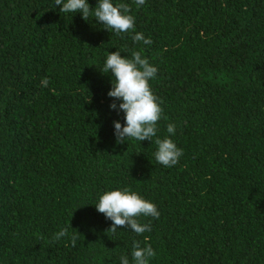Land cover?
Here are the masks:
<instances>
[{"label": "trees", "instance_id": "obj_1", "mask_svg": "<svg viewBox=\"0 0 264 264\" xmlns=\"http://www.w3.org/2000/svg\"><path fill=\"white\" fill-rule=\"evenodd\" d=\"M120 2L151 45L55 0H0V264H131L134 240L150 264H264V0ZM118 50L158 68L157 137L184 153L173 167L157 137L116 142L125 114L102 70ZM125 187L157 205L140 218L151 232H108L95 204Z\"/></svg>", "mask_w": 264, "mask_h": 264}, {"label": "clouds", "instance_id": "obj_2", "mask_svg": "<svg viewBox=\"0 0 264 264\" xmlns=\"http://www.w3.org/2000/svg\"><path fill=\"white\" fill-rule=\"evenodd\" d=\"M137 9L145 5L146 0H132ZM55 5L62 14L81 13L85 21L92 16L103 28L117 35L121 33H134L131 38L134 43L142 42L151 45V38H146L142 32L135 31V16L131 14L132 7L129 3L120 0H98L93 8L88 0H55ZM104 74H111L112 89L108 95L114 100L122 101L117 105L113 102L110 107L113 110L123 112L124 123L114 121V129L117 144L138 140L140 142L157 137L158 122L163 117V100L152 90L150 81L155 79L158 68L150 63L149 59L142 56L141 51H133L131 56H122L121 51L109 52L103 66ZM43 86L49 84L45 77L41 81ZM167 132L170 136L176 134V125L169 123ZM157 151L155 159L164 167H173L179 163L184 154L173 139L156 138ZM98 212L103 213L113 223L108 232L115 234L121 227L132 230L137 236L152 231L151 223H142L141 217L159 219L161 213L155 203L145 199L139 193L130 188L111 190L104 193L99 202L95 204ZM69 228L64 227L54 236L60 240L67 237ZM147 237H145V241ZM77 236H71L72 246L75 247ZM156 256V252L150 244L134 240L131 252V264H150V260ZM121 264H130L129 258L121 256Z\"/></svg>", "mask_w": 264, "mask_h": 264}]
</instances>
